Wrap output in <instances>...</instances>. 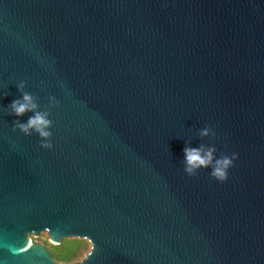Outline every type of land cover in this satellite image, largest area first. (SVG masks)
Returning <instances> with one entry per match:
<instances>
[{
	"label": "water",
	"instance_id": "95a60500",
	"mask_svg": "<svg viewBox=\"0 0 264 264\" xmlns=\"http://www.w3.org/2000/svg\"><path fill=\"white\" fill-rule=\"evenodd\" d=\"M21 80L51 148L11 129ZM0 92V264H264V0H0ZM185 141L237 153L227 180Z\"/></svg>",
	"mask_w": 264,
	"mask_h": 264
},
{
	"label": "clouds",
	"instance_id": "9594fccd",
	"mask_svg": "<svg viewBox=\"0 0 264 264\" xmlns=\"http://www.w3.org/2000/svg\"><path fill=\"white\" fill-rule=\"evenodd\" d=\"M20 95L13 99L4 111L17 117L12 122L13 132L22 133L24 136L35 134L40 139L41 147L51 148V137L53 121L50 118V112L47 109L41 110L37 98L29 91H26V82L21 80L16 84ZM7 95L6 92H0V98ZM59 101L55 96L48 97V108L55 107ZM26 113H31L27 120H21L20 117ZM215 135L213 129L205 125L199 128L196 136L203 139ZM183 172L188 176L196 175L200 170H208V175L213 179L224 182L228 178V172L234 166L238 159V154L233 152L231 155L217 154V148L214 144L200 143L198 146H191V141H185L183 148Z\"/></svg>",
	"mask_w": 264,
	"mask_h": 264
},
{
	"label": "trees",
	"instance_id": "16d2710c",
	"mask_svg": "<svg viewBox=\"0 0 264 264\" xmlns=\"http://www.w3.org/2000/svg\"><path fill=\"white\" fill-rule=\"evenodd\" d=\"M84 245V240L79 238H69L62 240L59 244H51L49 247L52 256L57 261H70L77 251ZM66 250H62L63 248Z\"/></svg>",
	"mask_w": 264,
	"mask_h": 264
},
{
	"label": "rangeland",
	"instance_id": "374dc122",
	"mask_svg": "<svg viewBox=\"0 0 264 264\" xmlns=\"http://www.w3.org/2000/svg\"><path fill=\"white\" fill-rule=\"evenodd\" d=\"M30 240L34 243H38V244H41V245H44L47 249H49L50 245L51 244H54V242H52V240H49L48 239V236H47V233L46 231H41L37 236L35 235H32V234H29L28 235ZM69 238H74V237H67V238H64V239H69ZM62 239V240H64ZM84 240V245L82 248H80L78 251H77V254L70 260V261H67V262H72L74 261L75 259L83 256L87 250L90 248V244H89V241L86 240V239H83ZM63 248V247H62ZM63 251L66 250L65 248L62 249ZM61 262H66V261H61Z\"/></svg>",
	"mask_w": 264,
	"mask_h": 264
},
{
	"label": "bare ground",
	"instance_id": "6f19581e",
	"mask_svg": "<svg viewBox=\"0 0 264 264\" xmlns=\"http://www.w3.org/2000/svg\"><path fill=\"white\" fill-rule=\"evenodd\" d=\"M28 241H30V242H31V240H30V239H28Z\"/></svg>",
	"mask_w": 264,
	"mask_h": 264
}]
</instances>
